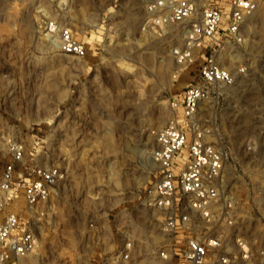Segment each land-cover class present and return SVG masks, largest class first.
<instances>
[{"label":"rangeland","instance_id":"374dc122","mask_svg":"<svg viewBox=\"0 0 264 264\" xmlns=\"http://www.w3.org/2000/svg\"><path fill=\"white\" fill-rule=\"evenodd\" d=\"M153 1L0 0V170L14 142L27 160L65 171L35 223L41 257L20 264H77L79 225L157 178L151 151L171 122L223 151L219 188L232 223L221 217L219 230L246 241L237 264H264V0L241 43L219 41L215 59L234 82L211 86L190 119L181 99L204 48L188 50L177 24L149 25ZM50 22L70 28L85 55L62 52ZM185 50L190 61H179Z\"/></svg>","mask_w":264,"mask_h":264},{"label":"built area","instance_id":"2783aa9c","mask_svg":"<svg viewBox=\"0 0 264 264\" xmlns=\"http://www.w3.org/2000/svg\"><path fill=\"white\" fill-rule=\"evenodd\" d=\"M257 5L255 0H154L148 7L157 11L149 25L177 24L186 33L188 50L204 48V59L182 94L186 119L192 118L211 86L234 82L215 54L220 39H245V20ZM49 29L58 32L62 52L85 55L84 43L70 28L50 22ZM188 50L175 52L179 61L190 56ZM197 130L188 133L171 122L157 133L151 151L157 178L133 199L79 225L78 241H73L77 264H237L238 257H247L246 241L226 239L219 230L221 217L223 224L232 223V204L222 200L219 188L225 155ZM9 149L10 159L0 170V264H20L41 257L35 223L65 171L56 164L27 160L22 146L14 142Z\"/></svg>","mask_w":264,"mask_h":264},{"label":"crops","instance_id":"0c3cea01","mask_svg":"<svg viewBox=\"0 0 264 264\" xmlns=\"http://www.w3.org/2000/svg\"><path fill=\"white\" fill-rule=\"evenodd\" d=\"M40 260V259H39Z\"/></svg>","mask_w":264,"mask_h":264}]
</instances>
